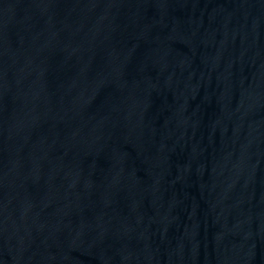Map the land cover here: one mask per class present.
I'll use <instances>...</instances> for the list:
<instances>
[{
    "label": "water",
    "instance_id": "1",
    "mask_svg": "<svg viewBox=\"0 0 264 264\" xmlns=\"http://www.w3.org/2000/svg\"><path fill=\"white\" fill-rule=\"evenodd\" d=\"M0 264H264V0H0Z\"/></svg>",
    "mask_w": 264,
    "mask_h": 264
}]
</instances>
